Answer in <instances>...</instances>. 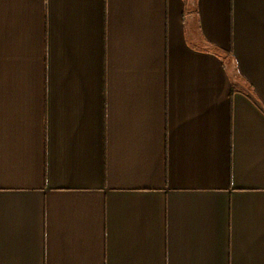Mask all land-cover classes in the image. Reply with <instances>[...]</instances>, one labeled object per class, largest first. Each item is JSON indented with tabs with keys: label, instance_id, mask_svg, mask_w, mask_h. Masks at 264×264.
<instances>
[{
	"label": "crops",
	"instance_id": "0c3cea01",
	"mask_svg": "<svg viewBox=\"0 0 264 264\" xmlns=\"http://www.w3.org/2000/svg\"><path fill=\"white\" fill-rule=\"evenodd\" d=\"M0 264H264V0H0Z\"/></svg>",
	"mask_w": 264,
	"mask_h": 264
},
{
	"label": "rangeland",
	"instance_id": "374dc122",
	"mask_svg": "<svg viewBox=\"0 0 264 264\" xmlns=\"http://www.w3.org/2000/svg\"><path fill=\"white\" fill-rule=\"evenodd\" d=\"M233 69H234V67H233ZM234 71V70H233Z\"/></svg>",
	"mask_w": 264,
	"mask_h": 264
}]
</instances>
